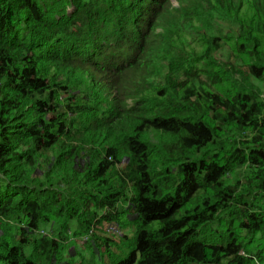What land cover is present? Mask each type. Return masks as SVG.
<instances>
[{"label":"trees","instance_id":"16d2710c","mask_svg":"<svg viewBox=\"0 0 264 264\" xmlns=\"http://www.w3.org/2000/svg\"><path fill=\"white\" fill-rule=\"evenodd\" d=\"M252 3L236 32L245 70L206 59L216 81L242 80L231 96L200 99L192 68L175 82V53L149 99L177 30L171 0H0V264H105L104 247L109 264H264V97L246 85L264 81V0ZM205 42L215 59L220 38ZM124 220L133 250L115 263L107 227Z\"/></svg>","mask_w":264,"mask_h":264},{"label":"rangeland","instance_id":"374dc122","mask_svg":"<svg viewBox=\"0 0 264 264\" xmlns=\"http://www.w3.org/2000/svg\"><path fill=\"white\" fill-rule=\"evenodd\" d=\"M219 1L223 3H217L216 0L208 3H203L202 0H171L170 11L173 13L177 30L171 33L172 44L169 48V53L163 59H160L159 72L155 75L154 81L146 86L148 91L145 96L143 95L144 97L154 99L157 97L159 86H165L169 76L164 74L169 72V66L175 57V53H178L177 57L180 60L174 66V75L172 76L173 78L174 76L179 78L175 82H183L187 78L183 71L188 73L192 68L193 73L189 76L188 85H194L196 94L200 99L201 96L204 97L205 93H220L225 97L234 93L235 88L231 85H236L237 83L240 85L242 80L236 77L237 82H233L231 85L227 81H216L214 74H216L215 70L217 68L207 67L206 59L215 63H237L239 68L245 70L246 57L234 53L238 39L236 32L240 26L250 28L254 17L253 3L252 0ZM69 12H73V9H70ZM207 36L220 38V50L215 59L211 51L208 53V47L205 42ZM232 53L233 56L231 55ZM246 85L259 90L260 95L264 97V81L261 83L250 81ZM39 174L40 171H37L35 176H39ZM124 221V225L116 224L107 227V237L112 242L108 245V248L111 250L110 255L115 263L125 259L133 250L135 229L129 224V221ZM70 227L69 236L78 233L77 227L73 223L70 224ZM77 235L79 237L74 239L76 242L80 241L81 236L80 234ZM104 251L106 252L105 247L102 249V258L105 260V264H109L110 260L106 257ZM81 263L83 264V262Z\"/></svg>","mask_w":264,"mask_h":264}]
</instances>
